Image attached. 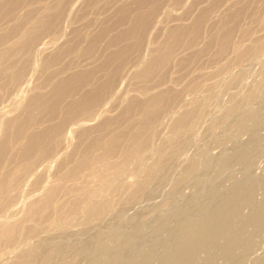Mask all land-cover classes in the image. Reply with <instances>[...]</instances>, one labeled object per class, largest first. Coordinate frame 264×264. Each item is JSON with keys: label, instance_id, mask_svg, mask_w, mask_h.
Segmentation results:
<instances>
[{"label": "rangeland", "instance_id": "rangeland-1", "mask_svg": "<svg viewBox=\"0 0 264 264\" xmlns=\"http://www.w3.org/2000/svg\"><path fill=\"white\" fill-rule=\"evenodd\" d=\"M132 28L136 33L129 32ZM76 102L78 111L71 109ZM232 102L240 105L231 107ZM201 104L203 113L193 121L191 131L175 132V119ZM262 113L264 0H0V264H41L40 255L54 243L59 253L54 250L49 264H87L96 252L100 264H112L135 238L132 242L135 250L140 249L139 259L154 241L167 237L171 225L158 229V219L176 205L183 212L190 211L211 188L230 194L259 180L264 174L263 142L255 162H235L226 170L214 165L204 186L196 183L206 158H222L225 152L235 151V142L253 144L250 137L264 134V121L259 120ZM42 135L46 137L39 145L42 151L35 150L32 143ZM170 139L183 140L185 151L175 164L162 168L164 182L148 184L147 190L156 192L160 185L157 191H161L142 193L137 202L126 199L128 185L147 176L155 151ZM92 143H107L94 151L97 155L92 153L103 158L81 171L77 180L68 179L70 170L91 154ZM138 147L143 150L127 161L128 152ZM191 157L197 160L196 170L186 174ZM107 166L119 172L112 184L108 179L98 182L93 174L99 168L105 172ZM40 174L46 178L39 179ZM62 176H67L63 182ZM35 178L42 186L39 189ZM88 185L98 190V199L111 204L113 211L100 219L90 218L78 206L76 198L83 197ZM260 197L258 186L256 199ZM120 210L125 213H116ZM126 221L132 223L130 227ZM113 231L125 234L114 241L110 238ZM262 232L252 237L248 264H264ZM101 237H106L104 241L112 248L107 250L112 251L101 254L99 246H94ZM60 243L64 245L61 249ZM244 243L238 241L236 251ZM157 246L152 264H158L162 250ZM215 257L219 264L228 260L218 253ZM63 258L64 263L60 262Z\"/></svg>", "mask_w": 264, "mask_h": 264}, {"label": "bare ground", "instance_id": "bare-ground-1", "mask_svg": "<svg viewBox=\"0 0 264 264\" xmlns=\"http://www.w3.org/2000/svg\"><path fill=\"white\" fill-rule=\"evenodd\" d=\"M249 5V4H248ZM260 17V16H259ZM133 27V26H132ZM133 29V28H132ZM137 30V29H136ZM253 30V29H252ZM131 33H136L135 29L129 31ZM129 34V33H128ZM134 37H135V34H134ZM137 38V36H136ZM254 41V40H253ZM257 41V40H256ZM170 46V45H169ZM230 46V45H229ZM167 47V46H166ZM252 47V45H251ZM250 48V46H249ZM160 49V48H159ZM165 49V48H164ZM204 49V48H203ZM248 49V47H247ZM251 49V48H250ZM170 50V49H169ZM243 50H245L243 48ZM259 50L258 47L255 48V52H257ZM246 52L245 53H248L247 51L248 50H245ZM169 52V51H168ZM171 52V51H170ZM172 53V52H171ZM241 55H242V52H240ZM250 53V51H249ZM163 54V53H162ZM165 54V53H164ZM163 54V55H164ZM168 53H166L165 55H167ZM221 54V53H220ZM239 55V57L241 56ZM244 55V54H243ZM249 55V54H248ZM158 57V56H157ZM160 57V56H159ZM238 57V56H237ZM238 57V58H239ZM166 58V57H165ZM163 61V59H161ZM236 60V59H235ZM254 61V60H253ZM253 64V63H252ZM234 82V81H233ZM250 98V96H248L246 99L248 100ZM240 100V99H239ZM238 100V101H239ZM202 102V101H201ZM56 103V101H55ZM235 103V102H234ZM237 103V104H236ZM235 104L236 105H240L239 102H236ZM242 103V102H241ZM197 104V103H196ZM232 104L233 102L231 103V107H232ZM233 104V105H235ZM199 105V103L197 104ZM202 105V104H201ZM203 106V107H202ZM202 106H199V107H195L194 109H190V111H186L184 112L182 115H180L177 119H175V122L173 124V130L176 132L178 131H181V132H187V131H191L192 129V124H193V121L197 119V117H199V114L203 113L201 111H203L202 108H204V105ZM230 107V108H231ZM237 107V106H236ZM79 103L76 102L75 104H73V106H71V109L74 110V111H78L79 110ZM233 110V108H231ZM236 108H234L235 110ZM228 110V109H227ZM230 110V109H229ZM201 112V113H200ZM230 113H231V110H230ZM228 113V114H230ZM256 113V112H255ZM253 113V115H247L245 116L242 120H243V123L245 121H247L248 119H250L251 117L255 116ZM202 115V114H201ZM192 116V117H191ZM260 117V118H259ZM259 120H263L264 121V113H262L261 116H259ZM241 120V122H242ZM258 120V119H257ZM240 122V123H241ZM258 122V121H257ZM256 122V124H258ZM262 122V121H261ZM242 124V123H241ZM240 124V125H241ZM255 124V125H256ZM260 124V122H259ZM263 124V122H262ZM243 127H246L242 124ZM17 128V127H16ZM50 130V129H48ZM47 131V130H45ZM180 132V133H181ZM177 133V134H178ZM255 133V132H254ZM257 134V133H256ZM264 134H261V135H258V137H256L254 135L253 139L252 137H250V139L252 141H254L253 144H247V143H241L238 141V144L237 142L234 143V146L233 147H236L235 151L232 152L231 154L225 152V155L222 156V158H212V156L206 158L205 162H204V165H203V171H202V174L201 176H199L198 180L196 181L197 183V186L199 187H203L204 186V183H206L205 181H207L208 179V176L209 175L208 173L213 170V167L214 165H219L222 169L226 170V169H229L231 168V166L233 167V163L237 162V163H240L242 165H247L251 160H253V162H255L254 158L255 156L257 155V151H258V147L259 145H261V143L263 142L264 143V137L262 136ZM46 136V134H45ZM45 136H39L35 143H32L34 144L35 146V150H38L40 148V150L42 151V148L39 147V145L41 144L42 141H44V138H46ZM179 136V134L177 135ZM182 136V135H181ZM184 136V135H183ZM36 137V136H35ZM176 137V136H175ZM42 138V139H40ZM178 138V137H177ZM188 138V137H187ZM186 139V137L184 136V140ZM35 140V139H34ZM189 140V138H188ZM191 140V139H190ZM187 141V140H186ZM244 142V141H243ZM43 143V142H42ZM188 143V142H187ZM189 144V143H188ZM185 143L183 142V140L179 139V140H175V139H170L169 142L165 143V144H162L159 146V148L155 151V156L156 158L153 160L152 164L149 166L148 168V171H147V176L142 178L141 180H135L134 182H132L130 185H128V189H126L127 193L125 195V198L128 199V200H135L137 199L142 193H153L152 191H154V189L152 188H149L151 190H147L148 187L152 186L150 185L149 183L153 182V181H163V176H164V170H166V167L165 164H169L171 163L173 165V162L176 161V159L178 158V156L182 153V151L184 150L185 151ZM250 145V146H249ZM41 146V145H40ZM101 146L106 147L107 146V143H92L89 145V152L92 150L91 154L89 156H86L87 158L85 159V157L83 158L82 161H79L78 165L73 168L72 170H70V172L68 173V177L67 176H62L60 177L61 178V181H62V178L63 177H67L68 179H76L79 178V173L81 171H83L84 169L90 167L91 164H94L95 162L98 163V158L100 159V157L96 156L97 153L96 152V149L99 147L101 148ZM44 147V146H42ZM230 147V146H229ZM99 150V149H98ZM141 150H143V147H138L137 150H135L134 152H128L127 156L125 157V159L128 161L130 160L132 157H135ZM44 151V150H43ZM46 151V150H45ZM44 151V152H45ZM95 151V152H94ZM228 152V151H227ZM38 153H40L38 151ZM37 153V154H38ZM42 153V152H41ZM92 153H95L96 155L92 154ZM100 153V152H99ZM44 154V153H43ZM46 154V153H45ZM44 154V155H45ZM102 154V153H101ZM42 155V156H44ZM93 155V156H92ZM104 155V154H103ZM41 157V155H39ZM46 156V155H45ZM181 156V155H180ZM197 156V155H196ZM209 156V155H208ZM101 157L103 158V156L101 155ZM150 158H152V156H149ZM182 157V156H181ZM180 157V158H181ZM198 157V156H197ZM215 157V155H214ZM42 158V157H41ZM40 158V159H41ZM45 158V157H44ZM44 158H43V162H44ZM101 158V159H102ZM183 158V157H182ZM192 159H190L188 161V165L186 166V174H191V172L193 173V170H196V165H197V160L195 157H191ZM39 159V160H40ZM85 159V160H84ZM100 159V160H101ZM198 159V158H197ZM38 160V162H40ZM42 160V159H41ZM180 160V159H179ZM259 160V159H258ZM105 164L109 165L108 161L104 162ZM179 163V162H178ZM43 164V163H42ZM99 164L102 166V164L99 162ZM175 164V162H174ZM98 165V164H97ZM99 165V167H100ZM180 165V164H179ZM178 165V166H179ZM264 165V164H263ZM105 165H103L102 167H104ZM177 166V165H175ZM173 167L176 168V167ZM47 167V166H46ZM164 167V168H163ZM185 167V166H184ZM96 168V165L95 167ZM112 168H114V166H107L105 168V172H99L101 170V168H99L100 170L97 172H94L93 174L98 177V182H103L106 181L107 179L109 180V183L112 184L114 183L116 180L119 179L118 175H119V172L116 170L112 171ZM163 168V169H162ZM98 169V168H97ZM87 170V169H86ZM89 170V169H88ZM94 169H92V172H93ZM104 170V169H103ZM250 170V169H249ZM254 170V169H253ZM44 171V170H43ZM46 172V171H44ZM89 172V171H88ZM87 172V173H88ZM91 172V171H90ZM164 172V173H163ZM37 173V172H36ZM40 173H43V172H40ZM168 173V171H167ZM166 173V175H167ZM252 173V172H251ZM92 175V173H90ZM88 173V175H90ZM41 176L38 177L39 179L42 177L43 174H40ZM51 175V174H50ZM66 175V174H64ZM169 175V173H168ZM84 176V175H82ZM81 176V177H82ZM35 177V176H34ZM44 179L46 178L44 175H43ZM174 177V176H173ZM38 178H35V183L37 182L36 180ZM59 178V179H60ZM84 178V177H82ZM43 179V180H44ZM85 179V178H84ZM157 179V180H156ZM66 180V179H64ZM87 180V179H86ZM171 180V179H170ZM169 180V181H170ZM67 181H70L71 180H67ZM74 181V180H72ZM42 181L40 180V183ZM44 182V181H43ZM63 182V181H62ZM61 182V184H62ZM75 182V181H74ZM155 182V183H156ZM164 182V181H163ZM162 182L161 185H164V183ZM257 182L259 184H257ZM253 183V185L247 189H242V190H238L237 192H234V193H230V194H227V193H223V194H220V191L217 190V188H211L207 191L206 195H205V199L204 201H200L199 203H197L193 209H191L190 211L186 210L185 212H183V210H181V207H179L178 205H176L175 209L173 211H171L169 214L167 215H161L162 217H160L158 219V225H157V228L158 229H162L163 227L165 226H170L171 225V228L170 230L167 232L168 235L165 239H161V240H158L157 242L154 241L151 245V247L149 248L148 251H145L143 254H141L140 258L138 259L137 255H139V251L140 249H137L135 250V245H133L134 243L132 241L136 240V238H132L134 240H130L131 242H127L128 239L130 238L129 236L126 238H128L126 240V245H125V249H124V253L120 255V252H118V254L115 256L116 258H114L113 260V263L112 264H152L153 262V258L156 256V253H155V247L157 245H160L162 247V250L158 253L157 255V260H158V264H219L218 263V257H215V254L218 253V256L219 258H226L228 257V260L226 262V264H248L250 263L249 260L250 257L249 255H251L250 253L252 252V237L257 235V233H259L260 231H263L264 232V174L259 178V180ZM39 183V181H38ZM39 183V184H40ZM48 183V182H47ZM87 183V182H86ZM154 183V184H155ZM170 183V182H169ZM49 184V183H48ZM148 184L150 186H148ZM165 184H166V181H165ZM54 185V184H53ZM75 185V184H74ZM74 185L73 187L71 186V190L72 188H74ZM159 185V184H158ZM36 186L37 183H36ZM41 186V184H40ZM38 186V189L39 187ZM47 186V184H46ZM51 186V184H50ZM62 186V185H61ZM75 186H78V185H75ZM85 186V185H84ZM157 189L158 186L154 185ZM258 186H259V189L261 190V197L257 200L256 199V196H257V193H258ZM42 187V186H41ZM81 187V185H80ZM79 187V190H83V187L80 189ZM153 187V186H152ZM154 187V188H155ZM159 187H161L159 185ZM158 187V189H160ZM164 187V186H163ZM166 187V186H165ZM164 187V188H165ZM57 188V187H56ZM61 188V187H60ZM125 188H127V186H125ZM163 188V189H164ZM54 188H52L53 190ZM78 189V188H77ZM157 189V190H158ZM50 190H51V187H50ZM70 190V191H71ZM76 190V187L75 189ZM146 190V191H145ZM155 193H159V191H157ZM77 191L76 190V195H77ZM97 189H90L89 188V185L82 191V194H83V197H80L79 201L78 199L76 198L77 200V204L78 206H82L84 208V210L87 211V215L90 217V218H101V216L106 212H109L111 209H112V206L111 204H108L107 202L105 201H100L98 198H99V195L97 194ZM49 192V191H48ZM54 192V191H53ZM124 192V191H123ZM69 193V192H68ZM80 193V192H79ZM78 193V195H79ZM153 193V194H155ZM49 194V193H48ZM54 194V193H52ZM122 194V192H121ZM55 195V194H54ZM144 196L146 195L143 194ZM142 195V196H143ZM56 196V195H55ZM121 196V195H120ZM127 196V197H126ZM143 196V198H144ZM151 196H153L151 194ZM149 197V196H148ZM75 198V197H74ZM142 198V200H143ZM138 199H141V198H138ZM146 199H147V196H146ZM145 199V200H146ZM141 200V201H142ZM148 200V199H147ZM157 200V199H156ZM124 202V198L122 200H120V202ZM136 201V200H135ZM138 201V200H137ZM136 201V202H137ZM150 201V200H149ZM76 202V201H75ZM127 202V201H126ZM136 202H133V205L134 203ZM61 203V202H60ZM132 203V202H131ZM74 204V203H73ZM125 204V203H124ZM130 204V202H129ZM151 205V204H150ZM75 206V205H73ZM72 206V207H73ZM77 206V208H78ZM178 206V207H177ZM64 207V206H62ZM154 207V206H153ZM51 208H55L54 207H51ZM58 208V206H57ZM71 208V207H70ZM74 208V207H73ZM76 208V207H75ZM132 208V207H131ZM157 208V207H155ZM59 209H60V206H59ZM57 209V210H59ZM72 209V208H71ZM248 210L247 212L245 210ZM54 210V209H53ZM52 210V211H53ZM56 210V211H57ZM77 210V209H76ZM115 210V208H114ZM124 210V209H123ZM123 210H120V211H117L116 213L118 214H121V213H125V211ZM31 211V210H30ZM75 211V210H74ZM79 211V210H78ZM113 211V209L111 210ZM110 211V212H111ZM51 212V211H50ZM59 213V212H58ZM187 213L189 214H193V215H188ZM107 214V213H106ZM127 214V213H126ZM194 214H196V216H194ZM51 215V214H50ZM86 215V216H87ZM116 215V214H114ZM113 215V216H114ZM125 214H123V217H124ZM128 215V214H127ZM181 215H186L184 216L183 219H180V220H177L178 217H180ZM11 215H9L10 217ZM29 216V214H28ZM35 216V215H34ZM109 216V215H108ZM112 216V218H114ZM116 216H119V215H116ZM253 217L252 218V221L250 222V217ZM13 217V216H12ZM10 217V218H12ZM33 217V216H32ZM107 217V216H106ZM106 217H103L106 219ZM122 218V215L120 216ZM129 217L131 219H133L132 216L129 215ZM6 218V217H5ZM4 218V219H5ZM50 218V217H49ZM102 218V219H103ZM129 218V219H130ZM31 219V218H30ZM89 219V218H88ZM98 219V220H99ZM115 219V218H114ZM130 219V220H131ZM157 219V218H156ZM94 220V219H92ZM97 220V219H96ZM97 220V221H98ZM109 220V219H108ZM117 219H115L114 221H116ZM120 220V219H119ZM127 221H129L128 219H126ZM5 221V220H4ZM56 221V220H55ZM103 221V220H102ZM125 221V220H124ZM126 221V222H127ZM87 222V221H86ZM172 222H175L174 225L172 226ZM100 223V222H99ZM125 223V222H124ZM109 224V223H108ZM106 224V225H108ZM126 224V223H125ZM129 224H132V223H128L125 225H129ZM136 224V223H135ZM91 225V224H90ZM123 225V224H121ZM120 225V226H121ZM57 226V225H56ZM60 226V225H59ZM131 225H129L130 227ZM249 226H251V229H248ZM124 227V226H123ZM128 227V226H127ZM126 227V228H127ZM134 227V225H133ZM9 228V227H7ZM59 228V227H58ZM57 228V230H59ZM125 228V229H126ZM132 228V227H131ZM138 228V227H137ZM137 228L135 230H137ZM114 229V228H113ZM120 229V228H119ZM129 229V228H128ZM127 229V230H128ZM63 230V229H62ZM124 230V229H122ZM132 230V229H130ZM10 231V230H9ZM99 231V230H98ZM119 232H121L120 230H118ZM126 231V230H125ZM129 231V230H128ZM245 231H247V234H244ZM105 232V231H104ZM137 232V231H136ZM135 232V233H136ZM262 232V233H263ZM56 233V232H55ZM64 232H62L63 234ZM131 233V232H130ZM134 233V232H133ZM134 233V234H135ZM139 233V232H137ZM166 233V234H167ZM61 234V235H62ZM67 234V233H66ZM113 235L112 237L110 235ZM109 236L111 238V240L114 239V241H116V238L119 239V237H121L120 235H122V233H119L117 234V231H113ZM125 234V233H124ZM124 234L122 236H124ZM134 234L132 237H134ZM165 234V233H164ZM163 234V235H164ZM244 234V235H243ZM54 235V234H53ZM57 235V234H56ZM100 235V234H99ZM136 235V234H135ZM140 235V233L138 234V236ZM243 235V237H242ZM7 236V235H6ZM55 236V235H54ZM59 236V235H58ZM63 236V235H62ZM67 236L64 234V237ZM82 236V235H81ZM93 236V235H92ZM108 236V237H109ZM141 236V235H140ZM139 236V237H140ZM8 237V236H7ZM51 237V236H50ZM60 237V236H59ZM142 237V236H141ZM140 237V238H141ZM54 238V237H53ZM57 240L59 239L58 237H56ZM54 238V241L55 239ZM95 238V237H94ZM106 237H101L99 240L97 241H94L96 239H94L93 241V244H96L94 246L98 247L99 251H102L101 254H106L108 251H110L112 248L109 247V244H107L104 240ZM124 238V237H122ZM121 238V240H122ZM255 238V237H254ZM259 238V237H258ZM49 239V238H48ZM47 239V240H48ZM52 239V238H51ZM62 239V238H61ZM59 239V240H61ZM66 239V238H65ZM108 241H109V238H107ZM125 239V238H124ZM123 239V241H124ZM242 240H245V243L243 244V247L236 251L237 250V247H236V244L238 241H241ZM56 240V241H57ZM110 240V241H111ZM220 240H222V242H220ZM52 240H50V243H51ZM53 241V243H54ZM55 241V242H56ZM66 241V240H64ZM64 241L62 244H64ZM80 241V240H79ZM79 241L77 242L78 245H79ZM82 241V240H81ZM142 241V239L140 240V242ZM259 241V240H258ZM261 241V240H260ZM49 242V241H48ZM60 242V241H59ZM62 242V240H61ZM73 242V241H72ZM83 242V241H82ZM113 242V241H112ZM120 242V241H118ZM139 242V241H137ZM143 242V241H142ZM49 243V244H50ZM52 243V244H53ZM66 243V242H65ZM70 243V242H69ZM75 243V242H74ZM98 243V244H97ZM148 243V242H147ZM219 243V244H217ZM254 243V242H253ZM51 244V245H52ZM55 244V243H54ZM54 244L53 246H49L50 248H48L46 251H44L42 248H44V243H43V247L41 249H39V251H44V253H42L43 255H40V257L42 256L43 257V261H42V258H41V261L43 263L41 264H47L48 261H50L49 259L52 257V254L54 252ZM61 243L58 245H62ZM124 244V243H123ZM140 244V243H139ZM138 244V245H139ZM257 244V242H256ZM259 244V243H258ZM262 244V242L260 243ZM71 245V244H70ZM121 245V244H120ZM89 246V244H88ZM87 246V247H88ZM90 246H91V241H90ZM89 246V247H90ZM93 246V247H94ZM141 246V245H140ZM254 246H255V243H254ZM64 247V245H62V248ZM88 247V249H90ZM109 248H111L110 250H107ZM120 247V246H119ZM122 247V246H121ZM158 247V246H157ZM156 247V248H157ZM261 247V246H260ZM263 247V246H262ZM261 247V249H262ZM33 248V247H31ZM37 248V247H36ZM80 248V247H79ZM127 248V249H126ZM258 248V247H256ZM264 248V247H263ZM29 250H27L26 255L27 253L30 251V248H27ZM35 249V248H34ZM33 249V250H34ZM59 249V248H57ZM60 249H61V246H60ZM85 249V248H83ZM92 249V248H91ZM97 249V248H96ZM117 249V247H116ZM160 249V248H159ZM36 250V249H35ZM64 250V249H63ZM63 250L61 252H63ZM69 250V249H68ZM75 250V248H74ZM73 250V251H74ZM82 250V249H81ZM93 250V249H92ZM118 250V249H117ZM158 250V249H157ZM40 251V252H41ZM57 251V250H56ZM59 251V250H58ZM57 251V252H58ZM65 251V250H64ZM112 251V250H111ZM31 252H33L31 250ZM38 252V251H37ZM60 252V254H62ZM71 252V251H70ZM77 252V251H76ZM76 252L74 254H76ZM80 252V250H79ZM84 252V251H83ZM94 252V251H93ZM115 252V251H114ZM112 252V253H114ZM117 252V251H116ZM263 252H264V249H263ZM23 253V254H25ZM36 252H34L35 254ZM59 253V252H58ZM73 253V252H72ZM71 253V254H72ZM122 253V252H121ZM204 254V256H201V254ZM215 253V254H214ZM33 253H31L32 255ZM39 254V253H38ZM84 254V253H82ZM81 254V255H82ZM91 254V253H90ZM96 256L92 257L91 258V255H90V259L87 261V264H100L101 261L100 259L98 258V254L97 252L95 253ZM100 254V255H101ZM116 254V253H115ZM253 254V253H252ZM56 255V254H54ZM58 255V254H57ZM80 255V254H78ZM85 255V254H84ZM23 256V255H22ZM30 256V254L28 255ZM69 256V254H68ZM83 256V255H82ZM82 256H81V259H82ZM87 256H88V252H87ZM110 256V255H109ZM107 257L110 258V257ZM114 256V255H113ZM137 256V257H136ZM59 257V256H58ZM57 257V258H58ZM75 257V256H74ZM80 257V256H78ZM25 258V257H24ZM35 258V257H34ZM39 258V257H38ZM56 258V257H54ZM85 258V257H84ZM252 258V256H251ZM31 259V258H30ZM37 260V257L35 258ZM35 259H32L35 261ZM60 259V258H59ZM64 259V258H63ZM39 260V259H38ZM37 260V261H38ZM52 260H55V259H52ZM68 260V259H67ZM69 261V260H68ZM30 262V260H29ZM39 262V261H38ZM56 262H57V259H56ZM60 262H65V259L63 261H60ZM84 262V261H83ZM106 262V261H105ZM104 262V264H106ZM253 262V260H252ZM37 263V262H36ZM55 263V262H54ZM222 263V262H221ZM49 264V263H48ZM61 264V263H60ZM108 264V263H107ZM155 264H156V261H155Z\"/></svg>", "mask_w": 264, "mask_h": 264}]
</instances>
